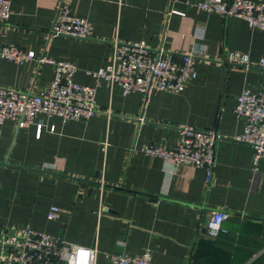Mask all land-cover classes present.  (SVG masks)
I'll use <instances>...</instances> for the list:
<instances>
[{
	"label": "crops",
	"instance_id": "1",
	"mask_svg": "<svg viewBox=\"0 0 264 264\" xmlns=\"http://www.w3.org/2000/svg\"><path fill=\"white\" fill-rule=\"evenodd\" d=\"M203 0H10L0 25V45L34 52L76 66L75 81L111 60L113 43L145 42L179 59L193 50L195 80L181 94L153 90L123 96L102 83L100 113L88 121L37 116L17 129L0 126V228H30L71 246L96 250V264L109 255L151 252L155 264H264V160L253 172V150L233 141L244 122L233 110L236 96L264 93V32L240 19L200 12ZM90 24L91 37H50L60 6ZM180 12L183 16L171 14ZM226 52L247 54L249 68L220 64ZM55 66L0 60V87L39 93ZM44 127L37 136L36 125ZM54 131L50 132V127ZM179 126L214 130L216 164L205 172L143 154L144 144L171 149ZM51 207L59 209L48 220ZM215 211L230 214L225 233L211 239L206 224ZM58 264H63L60 262Z\"/></svg>",
	"mask_w": 264,
	"mask_h": 264
},
{
	"label": "built area",
	"instance_id": "2",
	"mask_svg": "<svg viewBox=\"0 0 264 264\" xmlns=\"http://www.w3.org/2000/svg\"><path fill=\"white\" fill-rule=\"evenodd\" d=\"M195 9L216 14L220 19L243 20L250 30L264 32V0H203ZM171 14L183 16L172 11ZM11 15L10 0H0V25L6 24ZM50 37H68L87 40L91 37L87 20L72 16L67 6H60L48 30ZM111 60L96 72H89L94 86H83L75 81L77 68L68 62H53L34 52L15 46L0 45V60L22 65L28 62L53 64L55 73L48 86L39 93L0 87V126L11 121L17 129L34 124L37 116L58 118L66 121H88L100 110L96 106V94L102 83L118 87L123 96L140 93L143 97L153 90L181 94L197 74L196 59L202 57L193 50L176 59L161 50L153 52L145 42L113 43ZM249 68L253 65L247 54L226 52L219 62ZM256 65L264 69V57ZM237 120H243L241 134L233 141L249 146L253 150V172L264 160V93L243 90L235 99L233 110ZM44 125H36L39 137ZM54 126L50 127V132ZM179 142L171 149L154 144H144L140 151L148 156L171 162L175 168L187 166L205 172V183L211 181L216 164V144L220 138L214 130H197L190 126H179ZM59 209L51 207L48 220H55ZM230 214L215 211L206 224L211 239L225 233L222 225ZM66 244L49 234L30 228H0V264H96V250L82 246H71L66 253ZM106 264H155L151 252L145 250L138 256L109 255Z\"/></svg>",
	"mask_w": 264,
	"mask_h": 264
}]
</instances>
